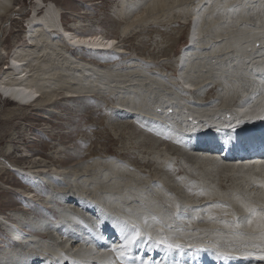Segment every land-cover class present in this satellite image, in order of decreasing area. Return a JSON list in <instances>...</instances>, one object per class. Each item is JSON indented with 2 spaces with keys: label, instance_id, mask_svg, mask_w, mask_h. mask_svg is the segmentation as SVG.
<instances>
[{
  "label": "rangeland",
  "instance_id": "374dc122",
  "mask_svg": "<svg viewBox=\"0 0 264 264\" xmlns=\"http://www.w3.org/2000/svg\"><path fill=\"white\" fill-rule=\"evenodd\" d=\"M42 1L48 4L51 3L55 7L64 22L61 23L66 27L70 28V25L75 23L78 26L77 31L83 32V34H102L108 38H115L118 42L117 45L122 52L117 53L114 50L109 51L108 48L110 47H99L97 53L89 55V62H87H93L96 65H101L103 67L111 65L115 67L113 69L114 73L118 71L123 73L125 70L135 71L133 73L140 77L141 80L139 83H141V86L143 87L148 86V89H155L154 91L157 92L161 91L160 88H171L172 92L175 91L174 93H176V96H178V94L181 95L183 101L189 100V103L193 105L195 103L196 106L198 103V105H200V103L207 104L211 101L210 103L213 102L212 104L218 106V111L222 108L224 111L231 109L236 104H239V102H244V99L246 98L245 101L250 100L252 105L256 103H253V101L259 100L257 96L259 94L261 96V93L258 94L257 88L260 86L257 80L258 77H255L253 73L250 74L248 69L252 64V61L255 60V57H259L264 52V0H202V2L200 0H198L200 2L197 0H185L186 3L184 5L181 4L184 0H165L164 3L168 6V9L164 12L158 11L161 3L159 0ZM38 2H41V0H11L12 4H10V7L13 8L8 14L10 16H0V21L3 22L1 25L2 28H0V33L2 35L0 37V46L4 49L6 54L13 47L14 42L18 43L21 41L20 35L23 33L24 19L27 17L32 6H38V4H40ZM157 2L158 4H156ZM198 6L202 7H200V11L201 9L203 10L202 14L204 15L202 17L204 20L201 18V26L199 24L200 21H198L199 25L196 26L197 40L195 39L197 42L192 48L197 46V48L193 49L194 51H197L196 58H198L194 63H198L197 66L199 67L196 68L197 66L195 67L193 63L191 65L192 67L189 69V73H187L186 70V73L183 72L186 78L189 77L188 74H190L191 82H189L196 88L195 91L186 89L184 91V89L181 88L182 83L180 84V82H178L179 79H177L180 74L177 73L179 68H176V65L179 66L180 63L176 64L175 60H177L176 56L179 51H182L186 44L188 30H190V14L193 8L199 9ZM39 10L40 9H38L35 14H38ZM30 15H33V11H31ZM138 17H140V19ZM132 20L133 25L128 29L129 27H126V24L131 23ZM6 22L9 26H4ZM198 26L201 28L199 29ZM125 29L128 30V32ZM146 29L151 30L146 32ZM173 29L175 32H173ZM123 32L124 35H122ZM167 35L175 37V40H168ZM127 36L129 40H124ZM228 48L230 50H227ZM203 52L204 54L206 53L205 55H207L208 52V59L202 54ZM209 52L211 53L209 54ZM77 54L78 53H76V55ZM212 54H214V56H212ZM78 55H81L80 57H82V54ZM199 64H202V66ZM209 65L211 66L209 67ZM116 69H118V71ZM197 69H200L201 71L204 70L205 73L203 71L202 73L200 72V74L198 73L200 70L197 71ZM192 71L193 74H191ZM194 71H196V74ZM142 72H147L149 74L146 73L144 76V73L142 74ZM132 74H130L129 77L137 78V76H131ZM148 75H151L149 77L150 81L148 80ZM195 76H197L198 81ZM133 84L137 85L136 82ZM151 84L155 88H152ZM225 88H229V90L226 91ZM254 88H257V90L251 93L253 96H249L250 93L247 92V89ZM41 92H44V90ZM259 92H261V90ZM154 95H156V93H154ZM120 96L122 95L120 94ZM120 96L115 97L101 93L93 98H86L90 96L78 98L61 97L52 102H47V100L41 96L37 100V103H43L41 106L34 104L23 106L18 105L7 98L2 99L0 95V161H7V163L9 162L10 164V167L5 165L9 168H6L5 166L0 167V220H4L5 218L13 220L14 218H17L21 222H24V220L27 219L26 216H29L31 223L34 225L36 224V226L42 222V224L49 225L50 228L52 227L55 231H57V228L65 229L64 231L66 232L71 229L79 236H82L83 233L75 224L68 223L70 221L66 218L63 221L66 222L67 220L68 224H64L63 222V225L59 222L60 220H58V217L62 214V216H64L65 214L73 215L75 213L76 215H73L74 219L79 216H88L87 223L89 225H94L97 220H100V223H104L105 221L107 222V219L111 215H116L115 217L118 218L120 222H126L127 225H125V223L124 225L127 226L128 229H130V225L128 224L136 226V224L139 223L137 224L139 229H143L148 236L155 237L156 234L157 239L163 237L161 239L167 241V244H179L181 246L179 249L184 254L183 257H187L188 259L191 257H197L196 252L201 253L200 249L196 252L194 249H190V246L194 245H202L200 247H205L206 249H209L207 247L209 246L211 248L209 250L212 252V258L220 260L221 257L219 253L221 252L229 251L236 254L239 251V247H250L246 244L247 236L245 233L258 234L260 240L263 241V231L254 229L253 217L252 214L249 213L248 206H251V204H254V206L256 204L257 207L263 206L258 201L260 198L262 199V197L264 199V196H261L264 195V180H262V178H264V167L258 166L257 164H251L248 165V168L246 169L248 173L240 170L237 174H232L224 168L230 162L220 165L216 163L217 167H214V169V163H212L213 165L211 166L209 165L210 163H205L198 168L199 170L204 169L205 171V175L198 176L199 180L200 178L202 179L200 180L201 182L194 179V177H189L187 175L190 169L188 166L189 161L184 163L187 158L185 152L188 151L185 149V145L177 142L175 139L177 132L174 130L175 128H177V130L180 129L178 124L173 125L172 127V125L164 119V116L162 115V117L159 114L160 111L162 112L161 107H153L154 111H151L152 107H149L150 100L147 101L146 98H143V95L136 98L135 101L129 100L130 102L128 99H125L126 97ZM189 96L192 97L191 100ZM144 99L146 101L142 103ZM117 100H120L119 102L125 106L120 105ZM117 103L119 105H117ZM145 105L151 110L145 107ZM37 107L40 108L38 109ZM136 107H138V110H136ZM133 109L136 111H133ZM150 112H154L155 115ZM115 113H117L116 116H114ZM156 114L163 118H160L162 121H159V117H156ZM147 140H149V144L146 142ZM205 156L208 158L212 157L210 155ZM198 157L200 158L202 156L198 155ZM201 159L203 160L205 157H202ZM182 166H184L183 168L188 166L186 167V173H181V171L179 172L181 174L175 175V172ZM116 168L124 171L127 176L120 178V176L114 173ZM207 168H210L212 171H207ZM259 170L262 171L260 175H258ZM60 171L66 173L64 174L65 176H63V174L61 175L59 173ZM23 172H25V174H23ZM53 174L57 175V179L60 178V181L62 180L61 183L59 184L56 182L52 185L53 188L38 184L40 185L41 190L38 189V185H36L34 181L44 180L46 185H51L49 184V179L54 176ZM34 176L39 179H33ZM162 176L166 179L163 178L162 180ZM187 177H189L191 181L193 180V182L187 179ZM184 181H187L185 182L187 188L182 184ZM198 181L200 183H198ZM205 181L206 183H204ZM29 183H32V185ZM116 184L120 185L116 186ZM164 184L169 185L170 187L172 186L175 194L165 189ZM198 184L199 186L204 185L203 188H200ZM115 186L116 188L113 190V187ZM118 186H122V188ZM229 188H232V190ZM122 189L124 190V193L120 192ZM134 190L139 194L137 195ZM206 193L210 194L207 195ZM248 193H253L254 196L246 195ZM28 194L37 199V201H40V204H37L36 201H30L23 198L24 195ZM141 195L145 200L143 197H140ZM66 196H68V198H65ZM209 196L212 199H209ZM234 196H248L251 199L250 201L244 199L245 202H238V204H241L240 206L243 207V212L246 213L245 215H238V211H235L238 210L236 206L232 203L228 204L225 202ZM129 197L130 199H128ZM155 198L157 200H155ZM221 198L224 200L222 201ZM134 199H136V201ZM92 205L94 206L92 207ZM132 206H135L134 210ZM94 207L98 211L96 214H94ZM75 208H77V210ZM214 209L218 210L216 216L213 215ZM85 210L92 215H86ZM50 211H53L55 215H51ZM106 211H108V213H106ZM155 211L156 213H159L155 214ZM162 213L164 215H161ZM137 215H141L142 223L140 217ZM234 216H237L240 221L234 219ZM261 216L264 218V213H261ZM53 217H56L57 219ZM132 219L133 221H131ZM91 221L94 223H91ZM249 221H251V223H249ZM115 223L119 222L115 220ZM185 225L187 227H185ZM15 226L21 228L18 223H10V229L7 228L5 232L0 224V264H17V262L18 264H40L41 262L43 263V259L48 260L47 257H50L53 252V249L50 248L53 245H49V243L52 242V237L58 236L53 235L51 237L49 236V238L48 236H44L48 234L52 235V230H50L46 233L40 234V237L44 238L41 239L43 241H39L40 243L29 241L32 245L29 244L27 249L23 247V244L20 247L18 246L21 249H18L17 247L15 250L11 240V237L13 236L12 233L15 232L13 229ZM236 226L243 228V230H237L238 227ZM24 227L28 228L27 226ZM77 234L70 235L74 238L71 245L73 246L75 243L74 248L78 246L77 249L80 252H76L73 255L75 252L74 249V252L68 251V249L66 250L67 247L64 248L63 246L61 250L64 252L58 259L59 262L64 254L68 252L72 254L70 255L72 258H76L83 254V252H81L83 251L81 249L83 248L82 246L90 247V245L88 246L87 244H80V242H82L81 240L84 238L81 237L80 240ZM26 236L29 239L27 234ZM70 236L65 238V240L72 239ZM6 237L10 241L6 240ZM67 240V243L64 242L66 246L68 245ZM204 240L207 241L205 242ZM252 240L253 239H249V242L253 243L252 246H256L258 241ZM87 241L89 242V240ZM141 241L142 243H140ZM141 241H139L140 244L138 243L139 246L145 247L147 250L148 245L150 244L149 240L146 241L145 239ZM202 241L205 242V244H200ZM37 245L39 247H37ZM54 245L55 251L58 247H56L57 243H54ZM261 245L262 246L259 248L262 251V249L264 250V243L261 242ZM33 246L34 249L31 250V247ZM136 249H139V247H136ZM168 250L171 258L176 256L177 251H175V249L168 248ZM245 250L253 253L258 252V250ZM32 251L41 255H33L31 254ZM261 251L259 252L263 253ZM138 252L141 251L138 250ZM189 252L192 256L189 255ZM27 253V258L23 257V255ZM200 255H202V253ZM31 257H35L32 263L29 261V259H32ZM83 257H85V255ZM146 259H149L147 258V255H145V260ZM51 261L56 260L51 259ZM108 261L110 264H120L117 262L116 253H114ZM149 261H151V259ZM262 263H264V260L261 259H258V261L255 262V264Z\"/></svg>",
  "mask_w": 264,
  "mask_h": 264
},
{
  "label": "bare ground",
  "instance_id": "6f19581e",
  "mask_svg": "<svg viewBox=\"0 0 264 264\" xmlns=\"http://www.w3.org/2000/svg\"><path fill=\"white\" fill-rule=\"evenodd\" d=\"M129 1V0H128ZM154 1V0H153ZM161 3H160V8H159V12H164L168 9V6L165 5L164 1L165 0H159ZM183 1V0H182ZM198 1V0H197ZM202 2V0H200ZM198 1V2H200ZM223 1V0H222ZM249 1V0H248ZM132 2V1H131ZM181 2V1H180ZM40 4H38V6H32L31 9L29 10L28 12V15L27 17L24 19V29H23V33L20 35V39L21 41L20 42H14L13 44V47L10 49V51L6 54V52L4 51V49L0 46V95H4L5 98L13 101L14 103L18 104V105H23V106H28V105H31V104H34V105H42L43 103H40L39 102L37 103V100L43 96L47 102H52L54 100H57L58 98H61V97H68V98H78V97H85V96H90V97H86V98H93V97H96L97 94H101V93H104L106 95H112V96H115V97H118L120 96V94L122 96L120 97H126L125 99L128 101L129 100H132V101H135L136 98L140 97L143 95V98H146L147 101L150 100V106L149 107H152V110L147 107V105H145V107L149 108L151 111H154V108L153 107H161L162 109V112L160 111L159 114L162 116H164V119L172 125H177L178 124V127H180L179 130H177V128H175L177 132V135L180 136L181 138H184L186 140H191L193 138V136H196V135H206L208 137H214L212 134L215 133L218 137V138H225V137H229L230 135L232 136H237L236 133H235V130L234 128L236 127V124H241V125H244V126H252L253 124H255V121H257L258 119H261L264 117V52L262 55H260L259 57H255V60L252 61V64L251 66L249 67L248 69V72L250 74H254L255 77L257 76V80H258V84H260V86H258V94L261 93V96L260 94L257 96L258 97V102L257 101H253L256 102L254 104L251 105V102L250 100L249 101H245L246 99H244V102H239V104H236L233 108L231 109H227V110H223L220 109L218 111V106L217 105H214L212 103H207V104H204V103H200V105L197 104V106L191 103H189L187 100H182L181 98V95L178 94V96H176V93L172 92L171 91V88H160L161 91L160 92H157V91H154L153 89H148V86L146 87H143L141 86L142 84L139 83V81L141 80L140 77L136 74H134L133 72L135 71H126L123 72V73H120L118 71V69H116L118 72L114 73L113 69L115 67L113 66H109V65H106L105 67L101 66V65H96L95 63H88L89 60V55H91L92 53H97L99 47H110L112 48V50H114L115 52L117 53H120L122 52V50L118 47V42L115 38L113 37H105L104 35L102 34H83V32H80V31H77V24L75 23H72L70 25V28L69 27H66L62 21V18L60 17V15L58 14V11L55 9V7L51 4V3H46L44 1L41 0V2H38ZM129 3V2H128ZM153 3V2H152ZM174 3V2H173ZM179 3V2H178ZM186 1L184 0L183 3L181 4H185ZM211 3V2H210ZM209 3V4H210ZM262 3V2H261ZM12 4L11 3V0H0V16H3V15H8L10 12H11V9L13 7H10ZM134 4V3H133ZM158 4V2L156 3ZM177 4V3H176ZM180 4V5H181ZM202 4V3H201ZM204 4V3H203ZM226 4V3H225ZM249 4V3H248ZM189 5V4H188ZM208 5V4H206ZM227 5V4H226ZM130 6V5H129ZM154 6V5H153ZM182 6V5H181ZM249 6V5H248ZM133 7V6H132ZM152 7V6H151ZM194 7V6H193ZM201 7V6H200ZM200 7L198 6L199 9H194L192 10L191 14H190V22H189V27H190V30H188V36L191 35V43L193 44L192 46H187L185 45L184 48L182 49V51H179V53L177 54L176 56V59L175 62L176 64L177 63H180L179 66L176 65L177 67L176 68H179L178 70V74H180V77H182V84H181V81L178 80V82H180V84L182 85L181 88H185V89H188V90H194L195 91V88L194 86H192V83H190L191 79H190V74L189 77H185L184 76V73L185 70L187 73L190 72V68L192 67L191 65L195 62V60L198 58L197 57V51H194L193 49L197 48V46L195 48H192L194 46V44L197 42L196 38H197V25L202 24V19L203 18L202 16L204 14L203 13V10L201 9L200 11ZM209 7V6H208ZM230 7V6H229ZM172 8V7H171ZM202 8V7H201ZM213 8V6H212ZM39 10V13L38 14H35L36 11ZM151 10H153L152 8H150ZM206 9V8H205ZM180 10V9H179ZM178 10V11H179ZM183 10V9H181ZM230 10V9H229ZM31 11H33V15H30ZM130 11V10H129ZM135 11V10H134ZM171 11V10H170ZM169 11V12H170ZM168 12V13H169ZM205 12V11H204ZM125 13V12H123ZM128 13V12H127ZM130 13V12H129ZM133 14V13H132ZM159 14H162V13H159ZM15 15V14H14ZM127 15V14H126ZM152 15V14H150ZM155 15V13H154ZM158 15V14H157ZM10 16V15H8ZM125 16V15H124ZM128 16V15H127ZM153 16V15H152ZM166 16V14H165ZM163 17V16H162ZM140 19V17H138ZM1 19V18H0ZM13 19V18H12ZM143 19V18H142ZM141 19V20H142ZM11 20V19H10ZM170 20V18H169ZM204 20V18H203ZM136 21V20H135ZM134 21V22H135ZM140 21V20H139ZM198 21L199 24H198ZM208 22V21H207ZM5 23V22H4ZM3 22L0 21V28H2V25ZM133 25V20L131 23H128L126 24V27H129L128 29H130V26ZM205 25V23H204ZM4 26H9V24H6ZM125 27V28H126ZM203 27V26H202ZM210 27V26H209ZM5 28V27H4ZM199 28V26H198ZM201 28V27H200ZM199 28V29H200ZM126 30V29H125ZM142 30V29H141ZM147 30V31H146ZM145 31L146 32H149L151 29H146ZM174 30V29H173ZM4 31V30H3ZM10 31V30H9ZM128 32V30H126ZM206 31V30H205ZM12 32V30H11ZM10 32V33H11ZM80 32V33H79ZM137 32V31H136ZM135 32V33H136ZM171 32V31H170ZM175 32V30L173 31ZM8 33V31H7ZM9 34V33H8ZM122 35H124V32L122 33ZM161 35V33H160ZM169 35V34H168ZM167 35V36H168ZM1 33H0V37H1ZM145 36V35H144ZM15 37V36H14ZM130 37V36H129ZM168 40H172L174 41L175 37H172V36H168L167 37ZM196 39V40H195ZM124 40H129L128 36L124 39ZM195 40V42L193 43V41ZM1 43V42H0ZM221 45V44H220ZM223 45V44H222ZM199 47V46H198ZM96 49V50H91V49ZM226 48V47H225ZM201 49V48H199ZM222 49V48H221ZM224 49V48H223ZM198 50V49H197ZM209 50V49H208ZM227 50H230L229 48ZM4 51V52H3ZM75 51V52H74ZM85 51V52H84ZM111 51V50H109ZM213 51V50H212ZM124 52V51H123ZM76 53L78 54H82V57H80L78 54L76 55ZM211 52H209L210 54ZM214 53V52H213ZM86 56H84V55ZM201 54V53H200ZM204 56H208V52H207V55L204 54V52L202 53ZM201 54V56H202ZM216 54V53H215ZM227 54V53H226ZM88 55V56H87ZM199 55V54H198ZM228 55V54H227ZM200 56V57H201ZM212 56H214V54H212ZM211 56V58H212ZM217 56V55H216ZM215 56V57H216ZM209 57V56H208ZM207 57V59H208ZM213 57V58H215ZM210 58V59H211ZM206 59V58H204ZM200 60V59H199ZM213 60V59H212ZM211 60V61H212ZM88 61V62H87ZM202 61V60H201ZM210 61V62H211ZM200 62V61H198ZM216 62V61H214ZM204 63V61H203ZM202 63V64H203ZM198 63H194L193 65H195V67L197 66ZM202 64H199L202 66ZM213 64V63H212ZM206 65V64H205ZM211 65H209L210 67ZM199 66H197L196 68H198ZM252 67V69H251ZM195 68V69H196ZM194 69V70H195ZM212 69V68H211ZM184 70V71H183ZM200 69H197V71H199ZM207 70V69H206ZM252 70V71H251ZM204 71V70H203ZM203 71H199L198 73H202ZM210 71V70H209ZM208 71V72H209ZM133 74H132V73ZM138 72V71H137ZM140 72V71H139ZM185 72V73H186ZM196 71H194L195 73ZM211 72V71H210ZM144 72H142L143 74ZM147 73V72H146ZM144 73L143 75L145 76ZM183 73V74H182ZM200 73V74H201ZM205 73V71H204ZM130 74H132L131 76H137V78L135 77H129ZM141 74V73H140ZM149 74V73H147ZM193 74V71L192 73ZM196 74V73H195ZM199 74V75H200ZM207 74V73H206ZM147 76V75H146ZM151 75H148V80L150 81L149 77ZM203 76V75H202ZM143 78V77H142ZM147 78V77H146ZM155 78V77H154ZM195 78L197 79V76H195ZM178 79V78H177ZM208 79V78H207ZM152 80V79H151ZM204 80V79H203ZM138 81V82H137ZM184 81V82H183ZM190 81V82H189ZM196 81V80H195ZM198 81V79H197ZM207 81V80H206ZM133 84V83H135ZM143 82V81H141ZM153 82V81H152ZM156 82V80H155ZM158 82V81H157ZM161 82V81H160ZM176 82V81H174ZM177 82V83H178ZM205 82V81H204ZM144 83V82H143ZM152 84H155V83H152ZM151 84V87L152 88H155L153 85ZM157 84V83H156ZM139 85V86H138ZM158 86V85H157ZM236 86V85H235ZM143 87V88H142ZM159 87V86H158ZM163 87V86H162ZM199 87V86H198ZM209 87V86H208ZM218 87V86H217ZM237 87V86H236ZM174 88V87H173ZM176 88V87H175ZM203 88V87H201ZM252 88V87H251ZM257 88H254V89H247V92L250 93L249 96L251 95V93L255 92L257 90ZM184 89V91H185ZM226 91L229 90V88H225ZM42 90H44V92H41ZM205 90V88H204ZM261 90V92H259ZM177 91V89H176ZM193 91V92H194ZM198 91V89H197ZM202 91V90H200ZM143 92V93H142ZM178 92V91H177ZM221 92V91H220ZM225 92V90H224ZM263 92V93H262ZM154 93H156V95H154ZM197 93V92H196ZM200 94V93H199ZM220 94V93H219ZM255 94V93H254ZM205 95V94H204ZM180 96V97H179ZM200 96V95H199ZM233 96V94H232ZM247 96V95H246ZM245 96V97H246ZM253 96V94L251 95ZM119 97V98H120ZM179 97V98H178ZM197 97V96H196ZM229 97V96H228ZM244 97V96H243ZM242 97V98H243ZM190 100H191V96H189ZM252 98V97H251ZM262 98V99H261ZM122 99V98H121ZM184 99V98H183ZM187 99V98H186ZM210 99V98H209ZM249 99V98H248ZM253 99V98H252ZM145 99L142 101V103L144 101H146ZM204 100V99H203ZM241 100V99H240ZM118 101V100H117ZM116 101V102H117ZM120 101V100H119ZM118 101V103L120 105H124V104H121L120 102ZM122 101V100H121ZM193 101V100H192ZM115 102V103H116ZM130 102V101H129ZM200 102V101H198ZM216 102V100H215ZM117 103V105H119ZM134 103V102H133ZM132 103V104H133ZM141 103V102H140ZM146 103V102H145ZM144 103V104H145ZM131 104V105H132ZM204 104V105H202ZM220 104V103H219ZM134 105V104H133ZM132 105V106H133ZM125 106V105H124ZM131 106V108H132ZM214 106V107H213ZM115 107V105H114ZM130 107V106H128ZM141 107V106H140ZM38 109L40 107H37ZM120 108V107H119ZM142 108V107H141ZM128 109V108H127ZM135 109V108H134ZM133 111H136L138 110V107H136V110ZM140 109V108H139ZM144 109V108H143ZM121 110V109H120ZM126 110V109H125ZM130 110V109H129ZM146 110V109H144ZM149 110V111H150ZM131 111V110H130ZM142 111V110H141ZM116 112V110H115ZM138 112V111H137ZM140 112V111H139ZM135 113V112H133ZM144 113V112H143ZM142 113V114H143ZM150 113H153L154 112H150ZM158 113V112H157ZM117 113L114 114V116H116ZM133 115V114H132ZM155 115V114H154ZM153 115V116H154ZM120 116V115H119ZM161 116H157L156 114V117H159V121L163 118H161ZM162 116V117H163ZM118 118V117H117ZM161 118V119H160ZM149 120V119H148ZM157 120V119H155ZM123 121V120H122ZM129 121V120H128ZM144 121V120H143ZM162 121V120H161ZM126 122V121H125ZM164 122V121H163ZM141 123V122H140ZM162 123V122H161ZM166 123V122H165ZM151 124V122H150ZM153 124V123H152ZM170 125V126H171ZM166 126H169V125H166ZM222 127H224V129H221ZM173 130V129H172ZM157 133V132H156ZM144 134V133H142ZM140 134V135H142ZM244 136V135H243ZM246 136V135H245ZM238 137H241V136H238ZM144 141V139H143ZM148 144H149V140L146 141ZM222 143V140L220 139H217V140H211L209 141V143H207V146L208 147H215V146H219L220 144ZM151 145V144H150ZM165 147V146H164ZM185 147V146H184ZM188 152H185L187 155V158L186 160L184 161V163L186 161H189V164L188 166L190 167L187 175L189 177H194V179L196 180H199V177L198 176H203L205 175V171L204 169L202 170H199L198 168L201 167L202 164H209L210 166L213 165L212 163L215 164V166H213V169L214 167H217L216 166V161L214 160L213 157H210V158H205V159H201L202 157H198V154L194 151L191 150H188L187 148H185ZM164 152V151H163ZM165 153V152H164ZM167 153V152H166ZM183 153V152H182ZM27 154V153H26ZM264 154V152H263ZM157 155V154H156ZM185 155V154H184ZM181 156V155H180ZM120 157H121V154H120ZM163 158V157H162ZM184 158V157H182ZM159 159V158H158ZM264 160V158H262ZM163 160V159H162ZM246 161H249L247 159H245ZM156 161V159H155ZM170 161V160H169ZM204 163H203V162ZM167 162V161H166ZM171 164V163H170ZM198 164V165H197ZM200 164V165H199ZM251 164H257L258 166H263L264 167V162H256V163H250V162H245L244 164H241L240 166H247L248 165H251ZM0 167L2 166H9V162L7 163L6 162H2L0 161ZM100 165V164H99ZM164 165V164H163ZM187 165V164H186ZM197 165V166H196ZM220 165V164H218ZM116 166V165H115ZM114 166V167H115ZM162 166V165H161ZM166 166V165H165ZM188 166H185V168H183L184 166H182L178 171L175 172V175L177 174H181V173H186V167ZM6 167V166H5ZM10 167V166H9ZM9 167H6V168H9ZM234 168L235 165L230 162L229 164L226 165V167H224L228 172H231V168ZM12 168V167H11ZM205 168V167H204ZM212 168V167H211ZM256 168V167H255ZM259 168V167H257ZM188 169V168H187ZM220 169V168H219ZM73 170V169H72ZM177 170V169H176ZM206 170V169H205ZM217 170V168H216ZM253 170H254V167H253ZM24 171V170H23ZM182 171V172H181ZM207 171H212L210 168H207ZM223 171V169H222ZM225 171V170H224ZM242 171V170H241ZM243 171H246V170H243ZM63 171H60L59 173L63 176H65L64 174L66 173H62ZM113 172V171H112ZM181 172V173H179ZM203 172V173H202ZM220 172V171H219ZM248 173V171H246ZM253 172V171H251ZM261 170L258 171V175L261 174ZM115 174H117L118 176H120V178L122 177H126V173L124 171H121L119 168H116ZM174 173V172H173ZM214 173V172H213ZM223 173V172H221ZM226 173V172H224ZM257 173V172H256ZM23 174H25V172H23ZM255 174V173H254ZM54 175V174H53ZM160 175V174H159ZM186 175V174H185ZM225 175V174H224ZM212 176V175H211ZM264 176V175H263ZM131 177V176H129ZM158 177V176H156ZM187 177V179L190 180V178ZM208 177V176H207ZM52 178V177H51ZM107 178H110V177H107ZM162 180L163 178L165 177H161ZM238 178V177H237ZM33 179H39L37 178L36 176L33 177ZM45 179V178H44ZM47 179V178H46ZM154 179V178H153ZM166 179V178H165ZM183 179V178H182ZM192 179V178H191ZM50 182L49 184L51 185H54L56 182H58L59 184L61 183L60 181V178H58L57 180L53 179H49ZM65 180V178H64ZM109 180V179H108ZM107 180V181H108ZM132 180V179H131ZM176 180V179H175ZM180 180V179H179ZM200 180H202L200 178ZM199 180V181H200ZM260 180V179H259ZM262 180H264V178H262ZM47 181V180H46ZM168 181V180H167ZM191 181V180H190ZM198 181V183H200ZM232 181V180H230ZM35 182V181H34ZM114 182V181H113ZM160 182V181H159ZM163 182V181H162ZM185 182L187 181H184L182 184L183 186H185ZM193 182V180L191 181ZM225 182V181H224ZM139 183V182H138ZM140 183H141V180H140ZM190 183V182H189ZM206 183V181L204 182ZM202 183V184H204ZM106 184V183H105ZM113 184V183H112ZM163 184V183H162ZM171 184V183H170ZM211 184V183H210ZM108 185V184H106ZM114 185V184H113ZM117 185H120V184H116ZM205 185V184H204ZM198 186L200 188H203V186ZM214 185V184H213ZM112 186V185H111ZM115 187H113V190H115ZM127 186V185H126ZM135 186V185H134ZM177 186V185H176ZM118 187H121L122 186H118ZM155 187V186H153ZM178 187V186H177ZM176 187V188H177ZM186 187V186H185ZM221 187V186H220ZM234 187V186H233ZM110 188V187H109ZM121 188H118V189H121ZM164 188L167 189L169 192H173V194H175L174 192V188L169 185H165L164 184ZM163 188V190H164ZM187 188V187H186ZM235 188V187H234ZM237 188V187H236ZM245 188V187H244ZM38 189H41L40 185H38ZM82 189V188H81ZM140 189V188H139ZM138 189V190H139ZM149 189V188H148ZM197 189V188H196ZM230 189V188H229ZM251 189V188H250ZM108 190V189H106ZM136 190V189H135ZM134 190V191H135ZM151 190V188H150ZM178 190V189H177ZM180 190V189H179ZM192 190V189H191ZM208 190V189H207ZM206 190V191H207ZM216 190V189H215ZM218 190V189H217ZM232 190V188L230 189ZM247 190V189H246ZM79 191V190H78ZM86 191V190H85ZM98 191V190H97ZM103 191V189H102ZM101 191V192H102ZM124 190L122 189L120 192H123ZM153 191V190H152ZM156 191V190H154ZM181 191V190H180ZM190 191V190H189ZM205 191V190H204ZM242 191V190H241ZM250 191V190H249ZM252 191V190H251ZM110 192V191H109ZM128 192V190H127ZM136 192V191H135ZM182 192V191H181ZM198 192V191H197ZM196 192V193H197ZM65 193V192H63ZM124 193V192H123ZM132 193V192H130ZM194 193V192H193ZM226 193V191H225ZM237 193V192H236ZM245 193V192H244ZM95 194V193H94ZM93 194V195H94ZM114 194V193H112ZM137 194V192H136ZM139 194V193H138ZM137 194V195H138ZM141 194V193H140ZM152 194V193H151ZM155 194V193H154ZM201 194V193H200ZM207 194V193H206ZM205 194V195H206ZM210 194V193H208ZM207 194V195H208ZM29 195V194H28ZM119 195V194H118ZM206 195V196H207ZM248 196H254L253 193H248L246 194ZM103 196V195H102ZM113 196V195H112ZM125 196V194H124ZM129 196V195H128ZM136 196V195H135ZM156 196V195H155ZM196 196V195H195ZM204 196V194H203ZM212 196V195H211ZM230 196V195H229ZM237 197V196H234L233 198L229 199L228 201H225L226 203L230 204L232 203L234 206H236V208L238 210H235V211H238V215H245L246 213L243 212V207L240 206L241 204H238L239 201H242V202H245L244 199H247V200H251L249 197ZM68 198V196H66ZM94 197V196H93ZM104 197V196H103ZM109 197V196H108ZM120 197V196H119ZM133 197V196H132ZM131 197V198H132ZM140 197H143L142 195ZM159 197V196H158ZM215 197V196H214ZM124 198V197H123ZM121 198V199H123ZM208 198V197H207ZM78 199V198H77ZM95 199V198H94ZM115 199V198H114ZM130 199V197L128 198ZM133 199V198H132ZM138 199V198H137ZM144 199V197H143ZM142 199V200H143ZM154 199V198H153ZM164 199V198H163ZM167 199V198H166ZM176 199V198H175ZM174 199V200H175ZM189 199V198H188ZM209 199H212L210 198L209 196ZM222 199V198H221ZM226 199V198H225ZM263 199V197H262ZM86 200V199H85ZM136 201V199H134ZM140 200V199H139ZM138 200V201H139ZM145 200V199H144ZM147 200V199H146ZM150 200V199H149ZM155 200H157L155 198ZM224 199H222L223 201ZM78 201V200H77ZM119 201V200H118ZM126 201V200H125ZM141 201V200H140ZM159 201V200H158ZM157 201V203H158ZM258 201V200H257ZM106 202V201H105ZM120 202V201H119ZM224 202V203H225ZM263 206H260V207H257L256 204L254 206V204H251V206H248L249 208V213L252 214V220H253V224H254V229L260 231L262 230L263 232V243H264V218L261 216V213H264V201H259ZM59 203V202H58ZM69 203V202H68ZM116 203V202H115ZM118 203V202H117ZM139 203V202H137ZM154 203V202H153ZM161 203V202H160ZM189 203V202H188ZM96 204V203H95ZM94 204V205H95ZM144 204V203H143ZM172 204V203H171ZM82 205V204H81ZM115 205V204H114ZM118 205V204H116ZM152 205V204H151ZM243 205V204H242ZM67 206V205H66ZM69 206H72V205H69ZM89 206V205H88ZM97 206V205H96ZM105 206V205H104ZM103 206V207H104ZM125 206V205H124ZM129 206V205H127ZM131 206V205H130ZM191 206V205H190ZM232 206V205H231ZM246 206V204H245ZM93 207V206H92ZM101 207V206H100ZM109 207V206H108ZM126 207V206H125ZM133 207V206H132ZM144 207V206H143ZM189 207V206H188ZM194 207V205H193ZM67 208V207H66ZM69 208V207H68ZM71 208V207H70ZM102 208V207H101ZM135 206L133 207V210H134ZM140 208V207H139ZM191 208V207H189ZM188 208V209H189ZM216 208V207H215ZM235 208V207H234ZM77 210V208H75ZM89 209V208H87ZM105 209V208H104ZM122 209V207H121ZM126 209V208H125ZM128 209V207H127ZM126 209V210H127ZM149 209V208H148ZM153 209V208H152ZM213 209V208H212ZM70 210V209H69ZM73 210V208H72ZM94 210H95V207H94ZM132 210V209H130ZM129 210V211H130ZM211 210V209H210ZM222 210V209H220ZM219 210V211H220ZM228 210V209H227ZM231 210V209H230ZM229 210V211H230ZM234 210V209H233ZM262 210V211H261ZM68 211V210H67ZM71 211V210H70ZM128 211V210H127ZM137 211V210H136ZM76 212V211H74ZM73 212V213H74ZM80 212V211H79ZM78 212V214H79ZM84 212V211H83ZM100 212V211H99ZM110 212V211H109ZM147 212V210H146ZM199 212V211H198ZM197 212V213H198ZM218 212V210H215L214 209V212H213V215L216 216V213ZM221 212V211H220ZM232 212V211H231ZM51 215H55V213L53 211H50ZM85 213H86V210H85ZM84 213V214H85ZM104 213V211H103ZM106 213H108V211H106ZM137 213V212H136ZM143 213V212H142ZM159 213V212H158ZM156 213L155 211V214H158ZM161 213V212H160ZM165 213V212H164ZM201 213V212H200ZM75 214V213H74ZM73 214V215H74ZM135 214V213H134ZM196 214V213H195ZM221 214V213H220ZM220 214H217L219 216H222ZM63 215V214H62ZM62 215H60L58 217V220H60L59 222L63 224H65V221H63L64 219H66L65 217H63ZM66 215V214H65ZM64 215V216H65ZM76 215V214H75ZM80 215V214H79ZM91 215V214H89ZM122 215V214H121ZM128 215V214H127ZM130 215V214H129ZM161 215H164L163 213ZM172 215V214H171ZM175 215V213H174ZM173 215V216H174ZM201 215V214H200ZM116 216V215H115ZM138 216V215H137ZM157 216V215H155ZM172 216V217H173ZM197 216V215H196ZM199 216V214H198ZM218 216V217H219ZM74 217V216H73ZM80 217V216H79ZM121 217V216H119ZM129 217V216H128ZM138 217H141L138 216ZM158 217V216H157ZM161 217V216H160ZM171 217V218H172ZM193 217V216H191ZM108 218V217H107ZM137 218V217H135ZM228 218V217H226ZM249 218V217H247ZM76 219V218H75ZM90 219V218H89ZM127 219V218H126ZM175 219V218H174ZM234 219L236 220H239L237 218V216H234ZM93 220V219H91ZM105 220V219H103ZM136 220V219H135ZM139 220V219H138ZM167 220V219H166ZM90 221V220H89ZM100 221V220H99ZM133 221V220H132ZM141 223H142V219H140ZM152 221V219H151ZM161 221V220H159ZM189 221V220H188ZM87 222V221H86ZM106 222V221H105ZM135 222V221H134ZM164 222V221H163ZM216 222V220H215ZM48 223V222H46ZM57 223V222H56ZM55 223V224H56ZM91 223H94L91 221ZM132 223V222H131ZM137 223V221H136ZM153 223V222H151ZM158 223V222H157ZM156 223V224H157ZM161 223V222H159ZM42 224V222H41ZM41 224H38V226ZM134 224V223H133ZM139 224V223H137ZM136 224V227H138V225ZM155 224V222H154ZM174 224V223H173ZM197 224V223H196ZM204 224V222H203ZM218 224V223H217ZM124 225V224H123ZM129 225V224H128ZM148 225V224H147ZM202 225V224H201ZM213 225V224H212ZM34 227H37L36 224L33 225ZM49 226V225H48ZM58 226V225H57ZM171 226V225H170ZM199 226V225H198ZM204 226V225H203ZM12 227V226H11ZM16 227V228H15ZM13 227V229L15 230V232H13V236L11 237V240H16L17 242L20 243L19 247L22 246L24 244V248L27 249L29 246V241H31L30 239L27 238L26 236V233L23 232V230H21L19 227L15 226ZM129 227V226H128ZM134 227V225H133ZM144 227V226H143ZM157 227V226H156ZM166 227V226H165ZM185 227H187L185 225ZM194 227V226H193ZM201 227V226H200ZM232 227V226H231ZM238 227V226H236ZM9 228V227H8ZM55 228V226H54ZM139 228V227H138ZM233 228V227H232ZM10 229V228H9ZM51 229V228H50ZM58 229V228H57ZM187 229V228H186ZM191 229V228H190ZM7 230V229H6ZM65 230V229H64ZM162 230V229H161ZM164 230V229H163ZM237 230L239 231H242L243 228L241 227H238ZM10 231V230H9ZM7 231V232H9ZM50 231V230H49ZM150 231V230H149ZM66 232V231H65ZM145 232V231H144ZM156 232V230H155ZM154 232V233H155ZM160 232V231H159ZM178 232V231H177ZM11 233V232H9ZM152 233V232H151ZM153 233V234H154ZM51 234V233H50ZM144 234V233H143ZM152 234V235H153ZM192 234V233H191ZM156 235V234H155ZM159 235V234H157ZM180 235V234H179ZM238 235V234H237ZM44 236H48L49 238V235H44ZM52 236V235H51ZM72 236V235H71ZM70 236V238H72ZM78 236V235H77ZM161 236V235H160ZM245 236V235H244ZM158 237V236H157ZM165 237V236H164ZM53 238V239H52ZM51 241L49 243V245H53L51 246L50 248L53 249V252H58L60 251L61 249H59V246L62 245L60 243H58L57 241L54 240V237H52ZM69 238V239H70ZM163 238V237H161ZM177 238V237H176ZM5 239V238H4ZM76 239V238H75ZM171 239V238H170ZM6 240H9L7 237H6ZM67 240V239H66ZM66 240L64 242H66ZM161 239H157L156 241H160ZM164 240V239H162ZM178 240V238H177ZM203 240V239H201ZM10 241V240H9ZM55 241V242H54ZM68 241V240H67ZM80 241V240H79ZM171 241V240H170ZM173 241V240H172ZM205 242L207 240H204ZM254 241V239L252 240ZM6 242V241H5ZM117 242H120L117 241ZM167 242V241H166ZM174 242V241H173ZM184 242V241H183ZM205 242L202 241V243L200 244H205ZM210 242V241H209ZM43 243V242H42ZM54 243H57V246L58 247L55 251V245ZM67 243V242H66ZM73 243V242H72ZM78 243V242H77ZM82 243V242H81ZM139 243V242H138ZM142 243V241L140 242ZM139 243V244H140ZM189 243V242H188ZM187 243V244H188ZM45 244V243H44ZM48 244V243H47ZM261 244V243H260ZM32 245V244H30ZM75 245V243H74ZM78 245V244H76ZM88 245V244H87ZM168 244L165 243L163 245L161 244H158L157 242H154L153 246L154 247H151V248H148L147 250L149 251L146 255H147V258H149V253L151 251V249L154 248L157 249L163 256L162 258L158 259L156 257V255L154 256L153 259H151V261L149 260H145L143 263H146V264H160L161 261H168V260H171L173 259L174 261H179L180 263L184 260L185 257L181 258L180 255H178V253L176 254V258L173 257L171 258L170 254H169V250H168ZM182 245V244H181ZM190 245V243H189ZM192 245V244H191ZM42 246V245H41ZM68 247L66 248V250L68 249V251H73V247L74 246H69L67 245ZM89 246V245H88ZM202 245H194V246H190V249H194L195 252L197 250H201V253L202 255L200 254H196L197 257H191L189 258V260L191 261H199L201 259H206L207 257H209L210 260L213 261V264H228V263H233V257L230 258V259H223L221 257L220 260H215L212 258V252L211 250L209 249H206L205 247H200ZM18 247V248H19ZM22 247V248H23ZM34 247V246H33ZM49 247V246H48ZM60 247H63V246H60ZM2 248V247H1ZM78 248V246L76 247V249ZM138 248V247H137ZM187 248V247H186ZM189 248V247H188ZM21 249V248H20ZM49 249V248H48ZM82 249V248H81ZM65 250V249H64ZM65 250V251H66ZM75 250V249H74ZM139 249H136L135 252H137V256L140 257L141 256V252H138ZM263 250V249H262ZM22 251V250H21ZM67 251V252H68ZM76 251V250H75ZM176 251V250H175ZM74 252V251H73ZM78 252H80L78 250ZM83 252V251H81ZM229 252V251H228ZM26 253V252H25ZM116 255H117V260L123 264H127L126 262H124L123 260H121V257H120V254H121V251H116L115 252ZM173 253V252H172ZM31 254L33 255H41V254H38V253H34L33 251L31 252ZM81 254V253H79ZM72 255L70 252L64 254L63 258L61 260H67V262L71 263V264H74L73 261H71ZM74 255V253H73ZM83 255V254H82ZM92 255V254H90ZM172 255V254H171ZM200 255V256H198ZM237 255V254H235ZM264 255V252L263 253H260L259 251L257 253H252V260L251 261H248L246 264H255L256 261H258V259L260 260V257ZM76 256V255H75ZM86 256V255H85ZM16 257V256H15ZM30 257V256H28ZM45 257V256H44ZM74 257V256H73ZM120 257V258H119ZM189 257V256H188ZM17 259V258H16ZM21 259V258H20ZM48 259V257H47ZM11 260V259H10ZM45 259H43L44 261ZM53 260V259H52ZM159 262H158V261ZM14 261V260H13ZM17 261V260H16ZM42 261V260H41ZM143 261V258L141 260V262ZM36 262V261H35ZM61 262V261H60ZM23 263V262H21ZM12 264V263H11ZM18 264V262H17ZM26 264V263H25ZM102 264H105V261L103 260L102 261ZM128 264H137V261L133 262V263H128ZM264 264V263H262Z\"/></svg>",
  "mask_w": 264,
  "mask_h": 264
},
{
  "label": "snow or ice",
  "instance_id": "6c2138e0",
  "mask_svg": "<svg viewBox=\"0 0 264 264\" xmlns=\"http://www.w3.org/2000/svg\"><path fill=\"white\" fill-rule=\"evenodd\" d=\"M249 223H251V221H249ZM136 227V226H134ZM142 233L140 232L139 228L136 227V231H135V234L132 236V240H135L137 237L141 236ZM149 239H151V237H149ZM158 244H164V243H167L165 240H160V241H157ZM169 249H172V248H180L181 246L179 244H168L167 245ZM220 257H222L223 259L227 260V259H230L232 258L235 253H231V252H221L219 253ZM247 255H250L247 254ZM261 260H264V255H262L260 257Z\"/></svg>",
  "mask_w": 264,
  "mask_h": 264
}]
</instances>
